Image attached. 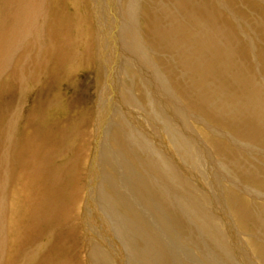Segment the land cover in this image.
I'll return each instance as SVG.
<instances>
[{
	"label": "rangeland",
	"instance_id": "1",
	"mask_svg": "<svg viewBox=\"0 0 264 264\" xmlns=\"http://www.w3.org/2000/svg\"><path fill=\"white\" fill-rule=\"evenodd\" d=\"M39 1L42 3V5L39 3L42 15L35 23L38 32H35L29 41H26L27 43L23 41L24 44L22 43L12 52L9 56L11 58L8 57L10 63L6 65L7 68L0 64V184L3 186L0 185V264H101L104 260L106 263L104 256L107 254L111 257L109 264H140L139 261L134 260V255L119 243L116 235L109 231L111 224L108 221L110 219L103 218L102 210H99L101 200L99 187H102L103 192L107 195L111 194L113 190L109 182L103 180L102 183V175L111 176L117 183H120V177L113 168L105 164L102 166L97 162L98 137H101L104 145L108 144L113 150L122 148L124 150L125 146L122 145L120 137L122 133L118 132L120 125L126 124L128 121L132 122L131 118L138 120L136 117H139L140 119L144 116L143 113L150 115L153 109V111H157L159 103L156 92L160 94V102L163 98L156 83L149 81L151 72H148L152 69L148 67L147 74L146 71L144 73L143 69L140 67L139 69L133 63L132 54L129 53L128 48L123 46L117 31L116 19L120 23H125L126 11L131 0H37V4ZM137 1L139 14L134 29L136 28L135 31L139 35L142 47L144 46L149 53L146 54V58L154 64V67L157 65V73L168 86L166 89L168 97L165 98L167 103L164 107L160 104L161 108L169 113L182 112V117L179 115L176 122L173 120L174 127L177 129L173 127L171 129L179 130L181 135L192 139L191 141L200 147L209 169L213 171H211L212 176L217 177L216 179L212 178V186L209 185L208 190L211 189V193L208 191V194L200 197L197 192H193V198L214 200L213 209L216 212L226 213L224 215L230 218L224 221L220 216L223 226L225 227L231 221L230 224L234 228L231 233H237L235 240L238 242L242 240L239 243L250 254L254 243L258 241L255 236L256 232L244 229L236 223L237 216L234 207L236 204H240V209L244 206L254 212L264 210V144L253 141L254 136L260 134L264 136V131L256 130L254 136L245 131L248 128L247 124L252 123L260 114L255 113L253 107L249 105L248 108H251L248 109L249 113H245L246 117H242L244 120L237 116L232 119L240 124L238 129L231 124L225 125L222 121L215 119L223 115L218 107L217 110L214 107L212 109L214 112L210 115L197 105H193L192 96L194 94L188 88L186 81L188 77L183 76L185 68L179 64L178 58V63H176L172 55L174 53L168 54L165 49L161 50L159 46L152 43L146 32L149 16L154 17L152 15L153 8L157 7L156 10L159 7L170 8V4L174 5V3L171 0ZM207 1L211 4L212 16L216 12V16L219 18L220 33L217 40L220 39L219 41H222L223 45L231 46L232 51L235 47L243 49L239 50L238 48L239 52L244 55L242 57L247 63L246 66L250 68V73L256 77L257 86L261 83L260 95L258 90L256 96H260L263 100L264 0ZM13 10H15L14 7L10 10L7 9L6 0H0V18L2 19H0V28L5 23L6 26L12 24ZM99 10H104L102 16L106 27L104 26V31L101 32L103 35L98 31L100 30L97 14ZM158 15L160 16V14ZM217 18L212 17V20L216 21ZM229 36H232V39ZM129 37L133 40L136 35L131 34ZM44 38L46 39L43 40ZM239 56L232 54L231 62H234V65L238 63L236 58ZM214 57V53H212V86L214 85L212 91L223 87L226 81L232 79V72L236 71L232 69L229 74L221 60ZM2 59L0 54V62ZM220 64L221 66H219ZM248 71L249 69L244 70V72ZM236 72L239 73L240 70ZM21 78L23 79L21 80ZM247 87L250 88L248 80ZM127 96L133 101L126 98ZM127 101L128 103H126ZM203 108L209 110L205 106ZM245 110L247 111V109H243L244 112ZM233 115L235 114H231V116ZM226 116L231 117L230 115ZM170 117L173 115L170 114ZM251 119L252 121H250ZM159 120L157 118V126L165 128L166 123L163 122V118ZM12 121H18L16 142L22 147V149L18 147L14 151L23 150L21 151L23 153L20 154L21 157L15 152L16 161L6 155L8 158L6 161L5 154L13 150V147L6 148V137L9 133V124ZM130 125L135 127L133 123ZM33 134L34 136L37 134L36 137ZM113 139L115 142L112 141ZM117 139H121V143L117 142ZM215 140L222 146H219ZM25 143L27 144L25 145ZM29 146H37V148L30 150ZM24 152L27 153L25 156ZM34 153L41 155L34 156ZM137 155L140 156V153ZM23 156L25 160L31 157L28 158L30 163L28 160L25 162L26 164L23 163ZM26 156L27 158H25ZM43 156L44 160L41 159ZM178 157L181 163H186L183 156L178 155ZM1 158H5V161L4 159L1 161ZM124 158L130 164L133 163L131 166L138 174H145V170L137 167L138 164L133 158L127 156ZM180 161L178 162L180 163ZM33 163L34 165H32ZM111 169L114 173L113 176L112 172H109ZM177 169L179 170L178 165ZM180 173L181 181L186 190L190 191L193 184L186 178L188 172L180 169ZM199 179L191 180L195 184ZM179 185L177 196H187L185 190H182L180 182ZM201 185L198 183V189L204 191ZM93 189L95 192L92 195ZM113 192L112 194L115 195ZM92 196L94 197L92 198ZM55 198H60V200L56 201ZM88 198L91 199V209H88ZM142 204H140L141 209H144L145 206L148 207L146 203ZM129 215L133 216L131 213ZM179 232L181 231L179 230ZM91 238L92 240H90ZM183 246L181 247L185 248L184 250L192 252V256L195 257H193L194 261L199 264H201L200 262L207 264L202 260L201 251L196 248L195 244L189 243ZM93 253L94 256H92ZM114 254H118L117 258L120 262L113 258ZM96 260L100 262H96ZM256 260L261 264L258 259Z\"/></svg>",
	"mask_w": 264,
	"mask_h": 264
},
{
	"label": "bare ground",
	"instance_id": "2",
	"mask_svg": "<svg viewBox=\"0 0 264 264\" xmlns=\"http://www.w3.org/2000/svg\"><path fill=\"white\" fill-rule=\"evenodd\" d=\"M171 1L174 3V5L170 4L171 5L170 8L168 7L160 8L159 7L157 10H156L157 7L153 8L154 10L152 12V15H154V17L152 18L149 16L148 22L146 21L147 22L146 32L148 34L149 40L151 39L152 43H155L157 46H159L161 50L165 49V51H167L168 54L174 53L172 55L176 63H178L177 61V58H178L179 64L185 68L183 71L184 72L183 76L189 78V79L187 78L186 81H187L188 88L194 94L192 96L193 103H194L193 105L195 106L197 105L202 110L209 113L210 115H212L211 113L214 112L212 111V109L216 107V110H217V107H218V109H220V112L223 115L218 116V117L215 116L216 117L215 119L222 121V123L225 125L231 124L233 125L234 128H238V127L240 128V124H238L237 121L232 120L234 119L233 117L235 116L241 117V118L246 117L245 113L248 112L251 107H253L252 109H254V112L259 113L260 115L258 117L257 116L258 114H257L256 116L258 118H256L252 123L247 124L248 128H246L245 131L249 134H253V136L255 135L256 130H258V132H263L264 125L262 124H264V113H263L264 111L263 100L264 99L262 100L260 96L258 97L256 96L258 90H259V95H260V91L262 88V86L260 88L261 83L257 86L258 81L256 80V77L252 73H250L251 72L250 68L246 66L247 63L244 61V58H243L244 55L242 54V52H239V50H241L242 48L240 49L239 47H235L234 51H232L230 49L231 46L229 47L228 45H223L222 44L223 42L219 41L220 39L217 40L219 33H220L219 32L220 29L218 28L219 18H217L216 12L214 10L213 12H215V14L212 16V9L210 6L211 5L210 2H208L207 0H171ZM39 3L41 2L39 1L37 4V0H6L7 9L9 8L10 10L12 7H14L15 10H13L14 14L12 13L13 14V21L11 22L12 24H10L9 26L8 25L6 26L5 25L6 23H5L0 28V54L2 55V58H3L0 64L2 66L6 67V65L10 63L9 58L11 57L9 56L12 54V52L17 47L22 45L23 41L28 42L29 38L35 32H38L37 31L38 29L36 28L35 23L38 22L40 15H42V9L39 7ZM102 13H104V10H99V12H97L98 17H99L98 26L100 28V30L98 31L100 33L102 32L105 26L103 22ZM138 14H139L138 1L131 0V3L126 11L125 23H120V21L116 19L117 31H118V34H119V37H120V40L123 46L128 48L130 51L129 53L132 54V60L134 61L133 63L137 65L138 68L140 67L141 69H143L144 73L145 71L147 73L149 69H152V71L148 72V73L151 72L149 81L151 83L152 81L156 83L158 88L161 90V94L163 95V98L161 99V102H160V94L159 92H156L158 93L157 102L159 103V105L157 104V108H158L157 111H153L154 110L153 109L150 115L143 113L144 116L140 117V119L139 117H136L138 120H136L135 118L132 119L130 117L132 122L128 121L126 124L120 125L119 127L120 131L118 132L123 134V135L122 134L120 135L122 141L121 139H117V142L118 141L122 142V145L125 146L124 150H122L123 148L118 149V150L116 149L113 150L111 146H109L108 144L104 145L101 140V137L100 138L98 137V156H97L98 161L97 162H99V164L102 166L105 164V165H108V167L113 168L114 171L118 173L119 175L118 177H120L119 179L120 183L119 182L117 183V181L115 182L111 176L102 175V183H103V180L105 182H109L110 186L113 189V190L111 189L112 190L111 194L114 191L115 195L109 194L110 195L109 196L103 192L104 189L102 187H99L100 189L99 193L101 197V200L99 199L100 200L99 210L100 211L102 210L101 213L103 215V218L105 217V218L110 219L108 221L110 222L109 224H111L110 229L108 228L109 231H111L114 235H116L119 243H121L124 249L131 252V254H133L135 257L134 260L139 261L140 264L142 263L143 264H199V262L197 263L196 261H194L195 257L194 255L192 256L191 254L192 252L190 253L188 250L186 251L184 250L185 248L183 249L181 247L183 245L186 246L189 243L195 244L196 248L200 249L202 260L206 261L207 264H260L259 262H257L256 259H258L261 262V264H264V210H259V211L254 212L253 210L252 211L248 210L244 206L242 209H240V204L239 205L236 204L235 207L233 206L235 210V215L237 216L236 223H238L244 229H248V230H252L256 232L255 236L258 239V241L254 243L253 249L251 248L252 253L250 251V254H248L246 250H244L242 245L239 243L242 240H240L239 242L235 240V235L237 233L235 234L231 233L232 230L234 229L232 224H230L231 221H229L230 223L226 225L225 227L223 226L224 224H222L223 222H221L220 216L223 218L224 221H226L227 218L229 217L224 215L226 213L222 211L216 212L215 209H213L214 206L212 204L214 203L213 202L214 200H198L196 197L193 198L194 196L193 192H197V194H199L200 197H203L206 194H208V191H210L211 193V189L208 190L210 188L209 185L212 186V178L216 179L217 177L215 178L212 176L213 171L212 169H209L208 162L204 159V155L199 149L200 147H198L196 143H193L191 141L192 139L190 140L184 137L183 135H181L180 132H178L179 130L177 131V130L171 129V127L175 128L173 120L174 121L177 120L176 118L179 115H181L182 117V112L177 111V113H173V112L169 113V111L167 112L166 110L161 108L160 104H162V106L164 107L167 103L165 98L168 97V93H166V89H168V86L160 78V75L157 73V69H156L157 65L154 67V64H152L151 61H149V59L146 58V54L148 55L149 53H147L144 46L142 47L139 35H137V32L135 31L136 28L134 29ZM158 14H160V16ZM212 17H216L217 20L214 19L216 21H213ZM228 33L230 34V31H228ZM131 34H133L134 36L136 35V37H134L133 40H131L129 37V35ZM101 35L103 34L101 33ZM231 37L229 36L230 39H232ZM45 39L46 38H44L43 40ZM34 43H35V40H34ZM212 53H214L215 57L221 60V62L223 63V66L228 70L229 74H231L232 69H235L236 71L240 70L239 73H237L236 71H233L232 72L233 77L231 76L232 79L229 78L230 80H228V82L226 81L225 85L224 86L222 85L223 87H218L216 90H213V91L212 89L214 85L212 86V65H213L212 64V61H213ZM232 54L240 55L238 58H236L238 63L235 65H234V62L233 63L231 62ZM107 62L109 61L107 60ZM219 66H221V64ZM148 67L150 68L148 69ZM245 69L246 70L249 69V71L244 72ZM255 70L257 69L255 68ZM22 79L23 78H21V80ZM247 80L250 85V88L247 87ZM251 83L253 84V86ZM183 88H185V86ZM126 98H128V96ZM128 99H130V97ZM162 100L164 101L163 103H162ZM126 103H128V101ZM244 103H247L245 105L246 107L243 105ZM150 105L152 104L150 103ZM249 105L251 106L250 108H248ZM203 106H205L209 110L204 109ZM243 109H247V111L245 110L244 112ZM170 114L173 115V117H170ZM231 114H235V115L231 116ZM226 115L228 116L230 115L231 117L229 118ZM157 118H159L160 120L163 118V122L166 123L165 128L163 127L159 128V126H157L158 125L156 124ZM242 120L244 119L242 118ZM250 121H252V119ZM17 122L18 121H12L11 124H9V133L7 134V137H6V144H7L6 148L9 149L10 147H13V150L11 149L12 150L11 152H7L5 154V156L6 155L9 156L15 161H16V158H14L15 152H17L18 150L14 151V149H17L18 147H20L18 143L16 142L17 136H18L17 127H16V124H18ZM130 123H133L135 127L131 126ZM178 126L180 125L178 124ZM99 129H101L100 126H99ZM33 133L35 132L33 131ZM39 134L40 132L38 133V135ZM36 135L34 136L33 134L34 137H36ZM116 136H119V135L116 134ZM31 137H28V138L30 139ZM254 137L255 138H253V141H256V142L258 141L261 144H264V136L262 134L254 136ZM36 139L38 140V137ZM114 140L115 139H113L112 141L115 142ZM33 141H36V140H33ZM216 142L218 143L219 146H222L220 142L218 141ZM26 144L27 143H25V145ZM99 144L101 145L99 146ZM27 147L28 146H26V148ZM20 148L22 149V147ZM29 148L30 150H36L35 148H37V146L35 147L29 146ZM40 149H39V152H40ZM21 151L19 150V152H17L19 156H21L20 154L23 153ZM137 152L140 153V156L137 155L138 154ZM40 153L38 154L34 153L33 155L39 156ZM25 154L27 153L24 152V156ZM178 155L180 157L183 156V160L186 163L184 164L181 163ZM7 156H6V161H8ZM24 156H23V159H24ZM124 156H127L128 158L129 157L133 158L135 163L138 164L137 167H141L143 171L145 170L144 171L145 174H141V173L138 174L133 169L134 167L131 166L133 163L130 164L124 158ZM25 158H27V156ZM43 158L44 156L41 159ZM3 159L5 161V158H1V161ZM23 159H22V162L25 163L27 160L24 159L23 161ZM178 161H180L182 165ZM42 162L40 163L43 165L44 162L43 163ZM28 163H30L29 160H28ZM175 164L179 166V170L177 169V165ZM32 165H34V163ZM227 165L229 166V164ZM108 167L106 168L109 169ZM180 169H183V171L185 170L186 172H188V175H186V178L188 181H190L193 184L191 185L192 189L190 191L186 190L183 182L180 179L181 173H182V172L180 173ZM35 170H36V167H35ZM112 171L113 170L111 169V171L109 172H112ZM111 175L113 176L114 173L112 172ZM198 178L200 179L197 182H195V184L193 183L194 181L191 180V179L195 180ZM179 182L181 183L182 190L183 191L185 190V192L187 193V196H184V195L177 196V193H179V187H178L180 186ZM198 183L202 184L201 186L204 191H200L198 189ZM1 187L3 186L1 185ZM92 191H93L92 192V195H93V193L95 192V189H93ZM109 193H110V190H109ZM59 195H56V196H59ZM93 197L94 196H92V198ZM234 197H233V200H234ZM60 198L59 199L55 198V200L56 201L60 200ZM142 199H146V200H142ZM90 200L88 198V201H87L89 205L88 209L92 208ZM142 203H146L148 207L146 208L145 206L144 209H141L140 204ZM142 207H143V204H142ZM263 208H264V205H263ZM98 211H95V212H98ZM129 213H131V215L133 216H130ZM124 214H126L127 216ZM179 230L181 232H179ZM90 240H92V238ZM184 241H186L187 243H185ZM248 242H254V241L249 240ZM105 254H106V251H105ZM97 255L98 254H96V256ZM107 255L106 256L103 255L104 259H106V263H104L105 260L103 261L102 257H101L102 259H99L100 261H103V263L101 264L110 263L109 260H111V257ZM117 255L114 254L113 256L115 257L113 258L119 261V259L117 258ZM92 256H94V253ZM93 260L95 261V259ZM99 260L98 261L96 260V262H100ZM200 263L202 264V262Z\"/></svg>",
	"mask_w": 264,
	"mask_h": 264
}]
</instances>
